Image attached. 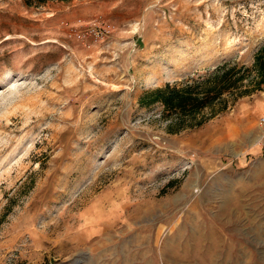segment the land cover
Returning <instances> with one entry per match:
<instances>
[{
	"label": "rangeland",
	"instance_id": "rangeland-1",
	"mask_svg": "<svg viewBox=\"0 0 264 264\" xmlns=\"http://www.w3.org/2000/svg\"><path fill=\"white\" fill-rule=\"evenodd\" d=\"M261 48L264 0H0V264H264Z\"/></svg>",
	"mask_w": 264,
	"mask_h": 264
},
{
	"label": "trees",
	"instance_id": "trees-1",
	"mask_svg": "<svg viewBox=\"0 0 264 264\" xmlns=\"http://www.w3.org/2000/svg\"><path fill=\"white\" fill-rule=\"evenodd\" d=\"M52 0H25L27 6H32L34 3L38 5H43ZM264 60V48H261L256 56V65L263 66L262 61ZM228 66L226 65L225 68ZM222 69V68H221ZM245 69H242V72ZM223 71V70H222ZM237 68L225 70L224 79H221L220 82L223 83V86H218L208 89L202 94L192 93L189 89L187 90H174L169 93L160 91L157 95V99L161 101L164 105L165 114H174L178 113L180 115L195 114L199 111H202L209 105H211L215 100L220 98V96L227 91L235 89L238 83L242 78H236V74L239 73ZM236 75V76H235ZM167 90V89H166Z\"/></svg>",
	"mask_w": 264,
	"mask_h": 264
},
{
	"label": "built area",
	"instance_id": "built-area-1",
	"mask_svg": "<svg viewBox=\"0 0 264 264\" xmlns=\"http://www.w3.org/2000/svg\"><path fill=\"white\" fill-rule=\"evenodd\" d=\"M102 29H103V30H102L103 32H100V34H98V36L101 35V34H103V33H104V34H105V33H109L107 29H105V28H102ZM91 32H92V31L89 32V30H88V31L83 32V33H77L76 35H77V37H78L80 40L84 41L86 35H88V34L91 35ZM259 123H260V126H261V128L263 129V132H264V116H262V117L260 118Z\"/></svg>",
	"mask_w": 264,
	"mask_h": 264
},
{
	"label": "crops",
	"instance_id": "crops-1",
	"mask_svg": "<svg viewBox=\"0 0 264 264\" xmlns=\"http://www.w3.org/2000/svg\"><path fill=\"white\" fill-rule=\"evenodd\" d=\"M262 111L264 112V110H262ZM262 116H264V114H263V115H261V117H262Z\"/></svg>",
	"mask_w": 264,
	"mask_h": 264
}]
</instances>
